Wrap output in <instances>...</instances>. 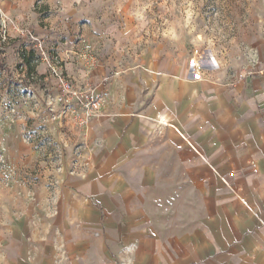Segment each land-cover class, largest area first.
Segmentation results:
<instances>
[{
    "label": "crops",
    "instance_id": "obj_1",
    "mask_svg": "<svg viewBox=\"0 0 264 264\" xmlns=\"http://www.w3.org/2000/svg\"><path fill=\"white\" fill-rule=\"evenodd\" d=\"M100 9L0 0V74L33 79L52 108L51 67L107 93L84 128L55 112L63 154L6 150L16 182L0 184V264H112L109 249L121 264H264V7L228 47L204 50L198 77ZM254 65L262 72L239 77ZM91 233L101 250L88 262Z\"/></svg>",
    "mask_w": 264,
    "mask_h": 264
},
{
    "label": "rangeland",
    "instance_id": "obj_2",
    "mask_svg": "<svg viewBox=\"0 0 264 264\" xmlns=\"http://www.w3.org/2000/svg\"><path fill=\"white\" fill-rule=\"evenodd\" d=\"M99 1L100 10L106 16L119 21V25L124 23L127 31L132 34L135 32L137 38L141 39L144 51L158 48L161 56L171 54L179 61L189 60L195 48L205 50L214 45L228 47L234 37L244 33L247 23L255 19L252 10L264 7V0ZM37 87L33 79L8 78L0 74V184L4 183L3 177L10 178V182L3 184V187L6 185L10 188L16 182V160H8L6 150H18L19 143L34 142L39 150L47 147L55 151L58 149V153L63 154V143L58 139L63 127L55 112L60 109L63 116L68 114L63 112L60 102L59 107H49L41 91L37 92ZM4 143L8 148L4 147ZM176 199L175 196L167 198V205H172L171 202ZM187 199L192 201V196H186L185 219L194 217L192 203H187ZM177 214L175 211L158 215L161 220L170 219ZM88 237L95 240V246L85 252L88 262H91L99 256L101 248H98L96 233H91ZM109 251L114 256L115 262L112 264H121L115 253L117 249ZM79 252L83 251L77 250ZM60 254L65 257V252Z\"/></svg>",
    "mask_w": 264,
    "mask_h": 264
},
{
    "label": "built area",
    "instance_id": "obj_3",
    "mask_svg": "<svg viewBox=\"0 0 264 264\" xmlns=\"http://www.w3.org/2000/svg\"><path fill=\"white\" fill-rule=\"evenodd\" d=\"M2 22L5 28L6 22ZM45 54L44 56H46ZM203 55L204 50L199 48H195L192 52L189 58L190 72L192 75L198 77L203 73ZM51 68L54 76L57 77V82L59 84L58 100L63 106V112H66L69 116H71V119L76 126L84 128L93 118L104 114V106L107 101V99H105L107 95L106 92H103V94H96L90 88L82 89L72 78L66 76L59 68ZM261 72L262 70L259 66L254 65L250 68L241 69L239 77L243 79L248 75L258 74ZM234 87V82L228 84V88L233 89ZM230 175V177L224 176L223 180L227 185L232 186V180L235 179L236 175L235 173Z\"/></svg>",
    "mask_w": 264,
    "mask_h": 264
}]
</instances>
